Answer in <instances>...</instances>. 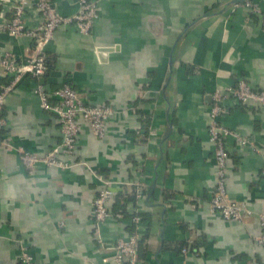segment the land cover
<instances>
[{
  "label": "crops",
  "instance_id": "1",
  "mask_svg": "<svg viewBox=\"0 0 264 264\" xmlns=\"http://www.w3.org/2000/svg\"><path fill=\"white\" fill-rule=\"evenodd\" d=\"M94 1L98 16L90 31L81 33L74 24L55 29L43 46L51 59L43 81L25 75L5 97L0 264H23L21 245L37 264H110L113 244L127 236L129 221L112 213L99 226L101 242L93 236L92 201L103 178L116 192L140 182L143 194L127 206L129 213L146 216L139 224L146 260L139 264H264V244L254 239L264 212V107L228 101L221 117V125L243 140L225 138L226 194L252 210L241 221L210 208L216 160L208 134L216 87L244 77L253 88H264L260 15L234 6L239 0ZM52 2L65 16L78 10L77 0ZM252 2L264 9V0ZM9 8V0H0V22L9 20ZM23 20L27 29L40 23L32 2ZM4 51L17 59L38 52L29 36L0 28ZM62 79L86 102L108 104L115 112L102 138L79 120L77 148L64 156L72 163L68 168L36 163L28 170L16 148L43 154L61 139L57 117L42 107L34 89H54ZM142 113L150 117L146 137L134 133L142 131ZM186 241L198 247L196 253L174 251Z\"/></svg>",
  "mask_w": 264,
  "mask_h": 264
},
{
  "label": "built area",
  "instance_id": "2",
  "mask_svg": "<svg viewBox=\"0 0 264 264\" xmlns=\"http://www.w3.org/2000/svg\"><path fill=\"white\" fill-rule=\"evenodd\" d=\"M77 1V12L71 16H65L56 10L52 0H9L12 17L8 21L0 22V28L14 36H29L34 40L38 52L21 59H17L10 51L0 53V77L5 79L4 83L0 84V144H6L1 138V133L6 126V118L3 114L5 97L17 86L23 76L30 75L36 79L44 76L47 66L43 46L52 38L55 29L61 25L74 24L79 32L88 33L93 26V22L98 16L96 2L94 0ZM29 2L35 5L41 16L40 23L34 29H27L23 20L25 6ZM233 4L234 6H245L251 12L259 14L264 26V9L252 0H239ZM2 16L1 14L0 17ZM34 90L41 98L42 107L57 117L60 123L61 139L46 153L37 154L18 147L16 148L17 154L28 170H31L36 163L62 169L68 168L72 163L64 156H73L77 148L79 120L86 122L96 137L102 138L115 110L108 104L93 105L86 102L67 79H62L57 88L48 90L44 85L38 84ZM48 97L55 98V101H50ZM228 101H231L232 104L247 105L252 103L264 107V88H253L244 77H238L233 84L216 87L211 93L208 134L210 140L215 144L216 168L210 208L212 212L218 213L226 220L241 221L251 214L252 210L244 204L229 200L225 187L228 156L225 145L226 135H232L238 142L243 141L237 134H231L221 125V117L226 111ZM7 147L10 146L7 145ZM261 175L264 177V163ZM112 183V181L103 178L102 187L92 201L94 221L92 234L99 242H101L99 226L112 215L107 207V202L116 192ZM132 183L137 186L140 184L138 181ZM134 213L136 212H131L133 215L130 217L129 224L135 225V229L129 231L126 237L116 238L110 264H139L137 252L142 237L139 231L141 217ZM258 220L261 232L254 239L257 244L262 245L264 244V212L258 214ZM182 252L185 254L188 250L183 249ZM20 260L23 264H37L33 255L24 245H21ZM106 261L107 258L103 259V262Z\"/></svg>",
  "mask_w": 264,
  "mask_h": 264
},
{
  "label": "trees",
  "instance_id": "3",
  "mask_svg": "<svg viewBox=\"0 0 264 264\" xmlns=\"http://www.w3.org/2000/svg\"><path fill=\"white\" fill-rule=\"evenodd\" d=\"M7 16L12 17L11 12H8ZM46 66H47V70H46V72H47L50 70V67H51V59H49V57L47 55H46ZM58 86H60V84ZM48 99L50 101H52L51 97H48ZM238 105H241V104H238ZM139 113H140V111H139ZM142 115L145 117V120L142 122V127H141L142 131L137 130V131H134V133L138 136L146 137L149 133L150 117L148 114L142 113ZM138 187L139 186H137V185H132L130 190L126 189L125 191L118 189V191L116 192V194L114 196L112 207H110L109 211L112 212L113 214H118V215L125 217L130 222V217L133 214L128 212L127 206L129 203H135L136 202L137 194H140V193L143 194V190L142 189L140 190ZM136 213H134V214H136ZM137 214L141 217V221L144 218H146V216L141 214L140 212H138ZM134 229H135V225H130V224L128 225V231L131 232ZM143 238L144 237L142 236L141 240L139 242V245H138V252H137V259L138 260L139 259L146 260V248H145V243L143 244ZM197 248L198 247L193 242L186 241V242H182L180 244L175 245L174 251H176V253L182 254L183 253L182 250L187 249L188 251H194L196 253L198 250Z\"/></svg>",
  "mask_w": 264,
  "mask_h": 264
},
{
  "label": "water",
  "instance_id": "4",
  "mask_svg": "<svg viewBox=\"0 0 264 264\" xmlns=\"http://www.w3.org/2000/svg\"><path fill=\"white\" fill-rule=\"evenodd\" d=\"M169 64H170V65L172 64V58L169 59ZM40 81H41V82L43 81V77L40 78Z\"/></svg>",
  "mask_w": 264,
  "mask_h": 264
}]
</instances>
